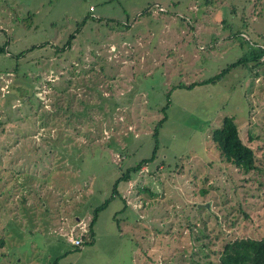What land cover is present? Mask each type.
I'll return each instance as SVG.
<instances>
[{
    "label": "rangeland",
    "instance_id": "374dc122",
    "mask_svg": "<svg viewBox=\"0 0 264 264\" xmlns=\"http://www.w3.org/2000/svg\"><path fill=\"white\" fill-rule=\"evenodd\" d=\"M0 46V264H218L264 236V58L197 85L264 47V0H0Z\"/></svg>",
    "mask_w": 264,
    "mask_h": 264
},
{
    "label": "trees",
    "instance_id": "16d2710c",
    "mask_svg": "<svg viewBox=\"0 0 264 264\" xmlns=\"http://www.w3.org/2000/svg\"><path fill=\"white\" fill-rule=\"evenodd\" d=\"M85 17L80 23L81 26L86 22ZM78 32V28L76 33ZM243 36V33L241 34ZM75 39L74 35L68 38L66 47H70L72 41ZM5 52V46H0V54ZM264 58V47L253 48L249 53H246L243 57L236 62L229 64L225 69L214 77L205 80L200 84H213L222 80L226 74L231 70L236 69L239 66L245 65L248 62L259 61ZM191 86H195L192 84ZM168 104L162 108V111L166 109ZM61 109V107L59 108ZM166 120V116L157 123L154 128L153 138L155 139V146L152 151V155L149 159L142 160L136 166L131 167L125 171L116 181L111 196L101 206L97 207L93 211L91 221L88 225V238L93 239V228L97 221L98 214L105 210L110 202L118 196L116 188L120 182H129L133 175H137L143 165L147 162H151L155 159L158 151L157 137L159 129L162 127ZM251 139V138H250ZM211 141L216 146L220 155L224 161L234 166L237 170H241L244 174H248L255 170L256 157L252 148L245 145L240 137L239 130L235 125L232 118H224L222 120L221 127L215 129L211 133ZM31 189V188H30ZM145 190V189H144ZM87 244V242L85 241ZM218 264H264V236L260 239L240 238L226 243L219 253Z\"/></svg>",
    "mask_w": 264,
    "mask_h": 264
},
{
    "label": "built area",
    "instance_id": "2783aa9c",
    "mask_svg": "<svg viewBox=\"0 0 264 264\" xmlns=\"http://www.w3.org/2000/svg\"><path fill=\"white\" fill-rule=\"evenodd\" d=\"M78 229L80 230L82 229L83 232L80 233L78 236H76V238H73L72 234L75 233V231L74 230L72 232L70 231V234L68 235L67 240L72 246L76 248H81L85 244L84 236L88 235V226L86 227V229H83L81 227H79Z\"/></svg>",
    "mask_w": 264,
    "mask_h": 264
},
{
    "label": "water",
    "instance_id": "95a60500",
    "mask_svg": "<svg viewBox=\"0 0 264 264\" xmlns=\"http://www.w3.org/2000/svg\"><path fill=\"white\" fill-rule=\"evenodd\" d=\"M201 207H208V205H198V208H201Z\"/></svg>",
    "mask_w": 264,
    "mask_h": 264
},
{
    "label": "crops",
    "instance_id": "0c3cea01",
    "mask_svg": "<svg viewBox=\"0 0 264 264\" xmlns=\"http://www.w3.org/2000/svg\"><path fill=\"white\" fill-rule=\"evenodd\" d=\"M86 241V240H85Z\"/></svg>",
    "mask_w": 264,
    "mask_h": 264
}]
</instances>
